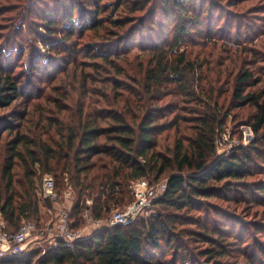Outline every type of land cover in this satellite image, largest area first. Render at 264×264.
Returning <instances> with one entry per match:
<instances>
[{
    "label": "trees",
    "instance_id": "trees-1",
    "mask_svg": "<svg viewBox=\"0 0 264 264\" xmlns=\"http://www.w3.org/2000/svg\"><path fill=\"white\" fill-rule=\"evenodd\" d=\"M18 1L22 2L0 0V15L11 12L13 5L6 3ZM111 1L59 0L56 6L62 9L61 18L66 16L62 24L67 34L56 29L58 10H43L39 18L46 36L57 35L49 44L44 42L55 61H43L50 72L41 71L40 85L31 86L34 92L23 96L19 111L12 105L21 95L20 80L0 65L2 229L13 232L24 220L40 221L37 189L44 174L54 178L58 192L67 185L75 189L69 213L75 227L82 224L87 198L93 217L102 219L132 201L134 181L156 183L165 176V190L154 200L153 212L104 227L78 240L73 249L63 241L54 248L42 244L45 248L1 264H224L230 258L237 264H264L262 243L249 230L245 235L236 229V220L223 219L222 210L218 219L219 211L211 206L205 210L201 201L244 202L251 196L264 201V185L247 181L258 172V145L264 144V71L257 66L264 62V40H234L230 31L219 36L205 30V0H115L114 9ZM251 1L231 3L235 11L251 13H237L236 30L253 26L255 14L264 12ZM108 7L109 16H103ZM117 10L118 18H113ZM150 29L154 33L146 36ZM87 31L109 38L111 49L96 45L77 50L76 46L86 47L82 42L90 37ZM214 40L225 42L218 45ZM57 43L64 44L61 51L68 49L69 58L57 59ZM245 44L259 48L263 57ZM41 65L36 62L32 69L40 71ZM234 71L232 99L237 107L249 108L246 124L255 139L217 157L218 114L204 110L184 115L183 103L220 110L221 75ZM172 131L174 141L168 149L165 143ZM230 191L240 198L234 199ZM237 239L242 246L237 244L231 253L227 247Z\"/></svg>",
    "mask_w": 264,
    "mask_h": 264
},
{
    "label": "rangeland",
    "instance_id": "rangeland-1",
    "mask_svg": "<svg viewBox=\"0 0 264 264\" xmlns=\"http://www.w3.org/2000/svg\"><path fill=\"white\" fill-rule=\"evenodd\" d=\"M58 1L59 0H22V2H10L6 3L5 5H13L11 6V12H3L0 15V65L4 64L5 66H8L11 70L14 71L13 74H16L17 79L20 80L21 95L19 99L16 100L12 105V109H15L16 111L22 109L21 101L23 99V96H26L29 93L32 94L34 92V89H32L31 86L35 87V84L38 86L40 85L38 84L37 80L42 75V72H50V70L47 68L46 63L55 61L54 56H51L49 50H47L46 43H48V41H50L52 38H55V36L57 35L54 34L52 37L46 36L45 28L42 24L43 20L42 18H39V15H42L43 10L45 9H57L59 15L57 24L58 27L56 29L59 28L60 30H63V34H67L69 32L65 25L62 24L64 23L63 19H65L66 16H64L63 19L61 18L62 9L59 7V5L56 6L58 4ZM108 1L110 0H105L104 3H107ZM234 1L235 0H205L204 9L206 12H204L203 20V23L205 25L204 29H207V31H209L211 34H217L219 36L225 35L228 31H230V37L234 40H238L247 36L252 37L253 42L257 43L264 40V12H257V16L255 14L254 17L256 18L254 25L252 26L251 24L247 27V29L250 30H247L244 27H241L240 30H236L238 24L237 13L247 14L249 15V17L251 16V13L246 11L245 13H242V11H235L231 6V3H233ZM114 2L116 1L113 0L111 4L112 9H114L115 6ZM251 3H255L262 8L264 7V0H252ZM104 7L105 6L103 4V9H105ZM110 10L111 7H108V10L103 13V16H109ZM118 15V10L113 12V18H118ZM249 17H247V19H250ZM158 18L160 17L155 16V19L158 20ZM206 20H211V22L206 24ZM227 26H230V28L232 29L230 30V28H228ZM217 27H219L220 30L219 28L217 29ZM154 31V29L146 30V36L152 35ZM63 34H59L58 37L60 38ZM87 35H90V37H85L82 42L86 47L82 48V45L76 46L77 50H80L81 52L87 51L90 48H94L96 45L98 46V49L99 47H102L104 50L111 49V44L109 46L110 48L107 47L109 38L106 39L103 35L94 37V32L91 31H87ZM73 38L74 37H72L71 39ZM44 42L46 43L44 44ZM221 42L223 43L225 41L214 40L212 43L220 45ZM57 45L60 49L59 52L55 53V56L58 57L57 59H59L60 57L64 58V60L65 58H69L68 49L67 51H61L63 50L62 46H64V44L57 43L56 46ZM245 45L250 47L249 49H259L255 47L252 48V46H249L247 44ZM70 47L74 48L75 45L71 44ZM122 49L124 48L121 47V50ZM136 52L138 51L136 50ZM256 53L257 56L263 57L262 51ZM43 61L47 62L44 63ZM36 62H40L42 64V68L40 71L32 69L33 65H35ZM59 65L63 66L64 64L60 62ZM257 66L263 68L262 70L264 71V62H258ZM43 68L44 70H42ZM236 73L237 71H234L228 76L221 75L219 86L220 97L218 98L220 110L219 107L217 109L215 106H209V108H207L205 105H202L200 103H183V105H186L184 115H199L203 114L201 112L204 110L216 111V114H218L220 123L216 128V136L214 141L216 154L218 155L217 157L227 156L237 151L239 148H245L249 146L250 143L255 139V135L251 132L250 127L246 124L249 117L248 115L250 113L249 108L237 107V103L232 99V89L235 82ZM161 135L163 136L165 135V133H162ZM172 135L173 131L171 132L170 138L165 143L168 149H171L173 145L174 139ZM6 139H8V136H6ZM258 147L259 149L257 151V155L259 157L256 158L255 163V167L259 165V168L257 170L258 172L257 174L248 177L247 181H254L258 184L264 185V144H259ZM1 150L5 154V146L2 147ZM167 153H169L168 150ZM148 181L151 182L150 180ZM160 181H166L165 176L162 177L158 182ZM217 189L219 190L220 187H218ZM65 190L66 189H63L61 192H59L58 204L61 206V208H66L67 210L71 211L77 194L73 187H71L72 191L70 196L64 193ZM228 194L234 197V199H238V197L240 198L239 194H236L232 191H230V193ZM201 201L205 203V210H208L207 208L209 206L214 207L219 211L218 219H220V210H222L223 213H225L223 219H227L230 223H233V221L236 220V229L243 231L245 235L249 230L250 235L254 236V238L257 241L261 242L262 246H264V234H262V232H264V201H261L260 199H257L253 196H251L250 200H245L244 202L232 200L224 201L220 200L219 198H210ZM39 207L41 215L40 221L43 222L50 220L51 216L46 211L47 206L43 209L42 201H39ZM153 209L154 208L152 207L148 214L153 212ZM148 214L144 213L142 216ZM213 215L214 213L210 210L209 216L212 217ZM257 228H260L261 232H256ZM237 241L238 242L231 243V246H228L227 250L231 251V253H234L237 250L238 245L239 247L242 246V244H240V240L237 239ZM38 243L39 242L27 245L25 247V252L29 253L31 250L45 248V242H40L39 244ZM244 243H248V241L243 242V244ZM42 244L45 246L41 247ZM195 246L197 248H201L205 245L195 244ZM224 264L237 263L235 261V258H230Z\"/></svg>",
    "mask_w": 264,
    "mask_h": 264
},
{
    "label": "built area",
    "instance_id": "built-area-1",
    "mask_svg": "<svg viewBox=\"0 0 264 264\" xmlns=\"http://www.w3.org/2000/svg\"><path fill=\"white\" fill-rule=\"evenodd\" d=\"M166 181L149 183L147 179H139L130 185L133 199L122 208L115 209L109 216L102 219L93 217L91 199H86L82 207L81 226H73L70 211L58 204L59 192L55 180L48 174L42 175L38 183L37 193L40 201L48 202L46 211L51 216L48 221L24 220L13 232L4 231V221L0 218V264L10 258L20 256L25 247L37 242H45L49 248L63 241L73 249L74 244L104 227L124 225L144 213L150 212L154 200L162 196ZM65 194L71 195V186L67 185ZM45 207H43L44 209ZM38 243V244H39Z\"/></svg>",
    "mask_w": 264,
    "mask_h": 264
}]
</instances>
